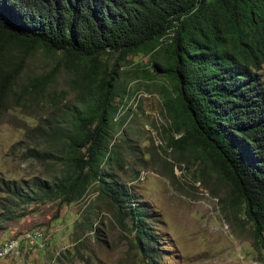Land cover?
<instances>
[{"label":"trees","instance_id":"1","mask_svg":"<svg viewBox=\"0 0 264 264\" xmlns=\"http://www.w3.org/2000/svg\"><path fill=\"white\" fill-rule=\"evenodd\" d=\"M253 9L264 15V0H0V117L11 109L29 115L40 108L38 122L26 134L28 144L16 151L42 165L53 160L41 177L19 184L1 180L0 190L24 204L58 200L70 205L94 184L99 199L108 197L103 165L120 167L122 160L121 144L112 142L115 98L127 95L130 83H149L164 74L170 90L162 86V95L175 133L167 137V147H196L198 160L209 159L226 184L228 206L242 207L253 225L255 246L264 250V89L258 77L252 78L254 98L246 109L238 104L232 128V119L223 130L216 121L205 122L196 105L207 84L220 82L203 66L209 64V47L218 48L223 58L233 57L228 48L244 33ZM38 50L58 56L57 68L61 65L71 75V99L60 92L52 102L54 72L24 77L27 56ZM263 54L252 62L255 69L264 63ZM135 56L149 57L152 69L123 72ZM108 57L114 58L112 65ZM223 89L220 85L216 91ZM214 124L217 130L211 129ZM247 153L261 162L258 184L241 170ZM168 164L166 172L174 181L173 164L162 166ZM10 212L0 219H11ZM118 215L125 222L126 215ZM133 229L131 241L139 253L153 258L149 242L159 239L144 227Z\"/></svg>","mask_w":264,"mask_h":264},{"label":"rangeland","instance_id":"2","mask_svg":"<svg viewBox=\"0 0 264 264\" xmlns=\"http://www.w3.org/2000/svg\"><path fill=\"white\" fill-rule=\"evenodd\" d=\"M57 58L32 51L23 71L25 78L54 72L52 102L60 92L67 99L73 96L71 75L61 65L57 68ZM130 59L123 72L152 69L149 57ZM113 62V57L107 58L109 65ZM258 74L264 84V63ZM139 83H130L129 93L114 101L118 114L112 142L122 146L124 169L113 171L118 184L131 186L132 193L150 208L148 230L159 239L150 251L156 258L152 264H264V250L256 247L253 225L242 207L228 206L226 184L209 159L198 160L196 147L190 151L167 147V137L175 133L170 129L172 120L162 95V86L170 90L164 74L149 83L140 79ZM34 111L28 115L11 109L0 117V183L5 180L19 184L41 177L46 165L53 163L49 160L42 165L24 159L23 151H16L18 145L28 144L26 134L38 122L40 108ZM123 118L124 124L119 126ZM181 136L176 134L175 138ZM140 160L148 164L142 172L144 179L142 173H131V167ZM165 162L173 164L174 181L166 172L169 164L162 166ZM97 190L94 184L80 201L70 205H60L58 200L24 204L0 190V215L6 210L13 212L11 219H0V240L12 235L22 238L30 231L47 236L45 248L27 254L19 251L13 257L0 254V264L147 263L149 257L143 258L131 241L134 234L129 219L124 216L125 222H121L116 205L108 198L100 200ZM25 249H31V244L27 243Z\"/></svg>","mask_w":264,"mask_h":264},{"label":"clouds","instance_id":"3","mask_svg":"<svg viewBox=\"0 0 264 264\" xmlns=\"http://www.w3.org/2000/svg\"><path fill=\"white\" fill-rule=\"evenodd\" d=\"M249 22L245 25L242 36L235 40V44L232 47H227L229 52L231 51L234 55L233 57L223 58L218 48L214 49L213 46H210L208 51L209 64H203L209 72L217 74L220 82L209 83L202 89V92H204L203 97H199L196 100L198 113L200 118L205 122H209L210 120L216 121L217 128L220 130H223V126L227 124L228 119H232L230 127L232 128L238 121V104L244 106L246 109L254 98V94L251 91L254 80L252 78L258 77V82L264 89L261 76L258 74L260 68L255 69L252 65L253 61L262 56L260 52L264 53V15L259 14L253 9ZM260 28H263V30H260ZM220 85H223L224 89L217 92L216 88ZM231 114H234L235 117H231ZM210 127L213 130H217L215 124ZM134 165L131 167V173L140 176L148 164L140 160L136 161ZM104 167L107 168L106 185L109 187V191L108 197L100 200L106 201L107 198L110 199L112 204L116 205L117 210L121 214L126 215L125 217L131 222L134 236L136 233L133 226L144 227L150 233L147 226V221L152 217L150 208L147 207L138 195L132 193L133 188L131 186L127 187L126 185L118 184V177L113 170L114 168L118 170L124 169L122 161L120 167L110 164H104ZM240 167L243 174L254 184L261 182V162L254 158L252 154H246L241 161ZM144 173L141 174L142 179H144ZM97 193L99 195V192ZM155 242L157 241L155 240ZM155 242L153 245H155ZM153 245L149 242V248H153ZM152 259H156L154 255L147 262L150 261L152 263Z\"/></svg>","mask_w":264,"mask_h":264},{"label":"built area","instance_id":"4","mask_svg":"<svg viewBox=\"0 0 264 264\" xmlns=\"http://www.w3.org/2000/svg\"><path fill=\"white\" fill-rule=\"evenodd\" d=\"M21 234V233H20ZM46 236H36L33 231L26 237V241H31V249H24V244H18L17 235H12L8 238H2L0 240V254H9V257L19 250H26V254L35 248H44L43 239Z\"/></svg>","mask_w":264,"mask_h":264},{"label":"bare ground","instance_id":"5","mask_svg":"<svg viewBox=\"0 0 264 264\" xmlns=\"http://www.w3.org/2000/svg\"><path fill=\"white\" fill-rule=\"evenodd\" d=\"M34 232V234L36 235V236H43V234L41 233V232H38V231H33ZM29 233H31V231L29 232ZM29 233H27V234H24V235H22V238H19V236H17V241H18V244H24V249H25V245H27V243H30L31 244V241H26V237H28L29 236ZM47 237V236H46ZM46 237L43 239V241H45L46 240ZM44 243V242H43ZM46 241H45V246H44V248L46 247ZM19 251H26V250H19ZM19 251H17L16 253H19ZM9 255V254H8ZM14 256V253H13V255L11 256V257H13Z\"/></svg>","mask_w":264,"mask_h":264}]
</instances>
